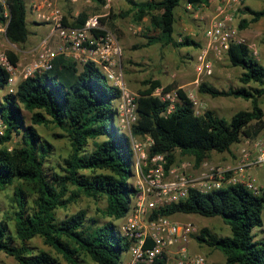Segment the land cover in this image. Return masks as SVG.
I'll return each mask as SVG.
<instances>
[{
    "label": "trees",
    "instance_id": "16d2710c",
    "mask_svg": "<svg viewBox=\"0 0 264 264\" xmlns=\"http://www.w3.org/2000/svg\"><path fill=\"white\" fill-rule=\"evenodd\" d=\"M101 5L105 0H94ZM128 8L118 14L131 16L143 26L144 43L181 48L199 44L189 36L174 37L175 8L180 0H125ZM209 0H185L192 7L207 5ZM241 29L264 17V7L244 6ZM27 8L25 0L0 1V24L7 39L15 44L27 41ZM88 17L76 18L64 24L81 26ZM109 18L113 19V15ZM111 27V21L109 20ZM138 47V46H137ZM15 65L17 56L7 51ZM229 64L239 67L241 85L226 89L201 82L200 94L211 97L232 96L250 101L249 109H239L230 118L218 116L206 109L195 112L187 92L173 83L162 85L159 79H145L144 88L136 97L137 120L133 135L147 134L153 139L150 154L163 153L167 167L174 162L175 151L194 158L199 166L213 151H231L233 144L244 137H255L264 129V110L260 97L264 95V65L254 56L244 41L232 40L226 49ZM64 71V77L61 76ZM9 72L0 64V189L14 185L12 211L0 219V253L13 257L18 264H62L56 256L28 244L40 237L68 264H82L89 259L95 264H120L132 241L116 231L114 221L130 210L137 189L131 183L133 150L127 134L116 124L114 101L121 90L108 81L93 62L82 64L63 55L55 57L52 67L19 81L15 92H7ZM256 84V85H252ZM156 87L164 91L176 89L177 99L168 111L169 102L152 95ZM23 110L30 113L27 124ZM37 125H53L54 133L69 141V153L62 162L49 165L54 145L42 137ZM19 135L21 143L10 148L8 143ZM91 144V145H90ZM84 196L103 200L98 211L107 221L98 224L87 217L84 209L57 216ZM264 191L256 195L239 183L206 193L191 189L179 201L154 209L149 216L172 217L176 214H198L220 217L230 233L219 235L201 227L193 237L199 244L220 250L226 264H264V236L257 230L263 225ZM142 264V263H140ZM153 264H163L157 260Z\"/></svg>",
    "mask_w": 264,
    "mask_h": 264
},
{
    "label": "built area",
    "instance_id": "2783aa9c",
    "mask_svg": "<svg viewBox=\"0 0 264 264\" xmlns=\"http://www.w3.org/2000/svg\"><path fill=\"white\" fill-rule=\"evenodd\" d=\"M109 1L105 0V4L108 5ZM242 1H218L214 16L204 29L206 47L196 57L199 70L207 68L208 73L211 70L208 51L223 50L226 53L229 42L235 40L229 24L238 14ZM25 3L33 20L47 25L49 31L30 50L31 58L25 65L20 67L19 61L13 65L6 55H1L0 64L9 72L7 92H15L19 81L26 77L50 69L53 60L59 55L70 57L81 65L93 62L111 85L121 90L113 108L119 130L130 139L133 150L132 178L135 179L137 189L130 210L121 218L120 225V234L132 241L127 264H153L157 260L163 261V264H209L206 254L190 249V244L196 242L193 236L199 230L194 223L174 220L169 216L153 219H149V216L158 207L184 199L191 189L206 193L239 183L252 193L261 194L264 184L259 183L250 171L264 167V129L255 137H244V141L241 140L240 162L229 169L203 167L206 162L196 167L187 161L178 166L173 162L167 167L165 154L149 153L153 145L149 135L132 134V125L137 120L135 99L138 93L132 92L126 85L119 62L122 48L113 33L105 27V19H102L107 15H91L83 25L76 27L64 24L62 9L53 0H26ZM187 5L191 7V4ZM2 27L0 24V30ZM152 95L161 101H168V111L177 99L176 89L164 91L162 87H156ZM187 96L195 108L194 94L187 92ZM195 112L200 114L196 109ZM261 229H264V209Z\"/></svg>",
    "mask_w": 264,
    "mask_h": 264
},
{
    "label": "rangeland",
    "instance_id": "374dc122",
    "mask_svg": "<svg viewBox=\"0 0 264 264\" xmlns=\"http://www.w3.org/2000/svg\"><path fill=\"white\" fill-rule=\"evenodd\" d=\"M26 1V0H25ZM219 0H209L207 5L197 7H186L185 0H180L179 5L175 8L176 22L174 36L176 38L189 36L197 41L199 46L174 48L171 46H161L154 44L146 47H139L144 43L145 39L142 36L143 26L148 23L145 19L142 24H136L131 16L120 17L119 13L125 10L124 6L126 1L119 0L112 3L109 1V6L104 9L105 27L110 30L115 38L118 40L121 48L122 55L119 62L123 69V75L127 87L136 92L138 89L145 87L143 81L149 79H159L163 85L169 83L175 84L177 87L184 89L186 92H192L195 96V109L201 114L206 109L213 110L218 116L226 119L239 109H249L250 101L243 98H236L232 96H219L211 97L207 94H200L197 91V86L201 82H206L214 85L217 88L226 89L230 86L241 85L239 76L241 69L233 67L227 60L226 53L223 50L208 51L207 59L209 60L210 72L207 68L198 69L197 55L206 47V40L204 36V29L209 25L212 17L215 14ZM127 4V3H126ZM244 6H249L253 9H260L264 7V0H244L241 2L238 14L234 20L229 24V29L232 31V38L235 40H244L252 47L258 48L264 45V17L255 23H250L248 27L241 29L239 22L242 18H250L249 14L242 13L241 9ZM113 15V19L109 18ZM31 14L27 13V27L32 28V24L28 21ZM111 21L112 26H109ZM37 39L40 40L45 36L49 27L47 25H40L38 29ZM181 35V36H180ZM32 35H28L31 38ZM28 46L27 41L23 44H15L10 42L4 33V26L0 30V57L6 55V52L13 51L17 56V61L20 62V67L25 65L31 58L30 52L26 51ZM138 46V47H137ZM1 62V60H0ZM263 64V63H261ZM81 67V64H78ZM64 71H61V76L64 77ZM256 85V84H252ZM260 104L264 110V95L260 97ZM25 121L28 124L30 113L23 110ZM117 124V123H116ZM37 130L40 135L54 145L52 154L49 160V165H57L62 162L63 157L69 153V141L65 137H57L54 133H60V130L53 125H37ZM0 123V132L2 130ZM242 143V141H240ZM239 143L233 145L231 151L228 152H211L209 157L204 161L206 165L203 167L214 166L222 169H229L235 164L240 162V156L235 149ZM21 143L19 135H14L12 140L8 143L10 148ZM91 145V144H90ZM190 162L194 164V158L190 155H183L178 150L175 151L174 164L180 165L182 162ZM197 167V166H196ZM251 174L257 178L259 183L264 184V167H256L252 169ZM135 187V179H130ZM9 185L5 189H0V219L12 211V193L14 185ZM103 200L95 201L92 198L82 196L75 204H71L66 209H58L57 216L64 218L66 215L76 212L79 209L86 211L87 217L94 219L96 223L101 224L108 220L99 211L98 208H103ZM174 220L178 221H191L200 229L201 227H208L212 232L219 235H227L230 233L229 227L222 221L220 217H205L198 214L188 215H174ZM116 231L120 233L121 219L114 221ZM258 237L264 236V229L256 231ZM28 244L36 249H44L52 255L59 258L62 264H68L65 260L57 254L50 246L43 243L40 237H34ZM198 247H202V253L208 257L209 264H226L225 256L220 250L207 247L206 245L196 241ZM130 255L127 252L122 254L121 263L127 264ZM0 264H18L17 261L7 254L0 253ZM82 264H95L89 259H85Z\"/></svg>",
    "mask_w": 264,
    "mask_h": 264
},
{
    "label": "crops",
    "instance_id": "0c3cea01",
    "mask_svg": "<svg viewBox=\"0 0 264 264\" xmlns=\"http://www.w3.org/2000/svg\"><path fill=\"white\" fill-rule=\"evenodd\" d=\"M53 1L58 7H60L62 9V12L64 14V18L68 23L72 22L76 18L81 19L83 17H89L91 15H104V14H106V13H104V9L107 6H109V3H108V5L107 4L101 5L98 2H95L94 0H53ZM111 1H112V3H115V2H118L119 0H111ZM185 6L188 7L187 3ZM124 8L127 9L128 4L125 3ZM27 13H29V12H27ZM26 18H27V16H26ZM145 19L146 18H144V20ZM28 21L32 24V28L28 29L29 34L32 35V37L27 39L28 46L26 48V51L30 52V50H32L37 45V43L39 41L37 39V35L39 34L38 33L39 26L44 25V24L33 20L32 17ZM181 38L182 37H179L176 39L180 40ZM241 41H244V40H241ZM248 45L250 46V48L253 51L254 56L257 58V60H259L260 63H263V65H264V45H261L258 48L252 47L251 44H248ZM185 47H191V46H185ZM241 140L244 141V138H242ZM233 145L231 146V150L233 148ZM238 146L239 147H237L235 149L237 154H239L240 144H238ZM176 215H181V214H176ZM182 215H184V214H182ZM185 215H188V214H185ZM199 245H202V244H199ZM190 249L193 252H201V253H202L201 250H203L202 247H198L196 242H192L190 244Z\"/></svg>",
    "mask_w": 264,
    "mask_h": 264
}]
</instances>
